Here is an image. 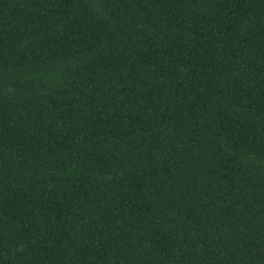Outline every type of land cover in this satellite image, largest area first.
<instances>
[{
  "label": "trees",
  "instance_id": "1",
  "mask_svg": "<svg viewBox=\"0 0 264 264\" xmlns=\"http://www.w3.org/2000/svg\"><path fill=\"white\" fill-rule=\"evenodd\" d=\"M0 264H264V0H0Z\"/></svg>",
  "mask_w": 264,
  "mask_h": 264
}]
</instances>
